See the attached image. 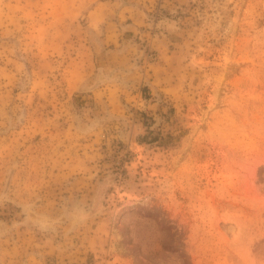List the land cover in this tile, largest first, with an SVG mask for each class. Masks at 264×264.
<instances>
[{"label":"rangeland","instance_id":"1","mask_svg":"<svg viewBox=\"0 0 264 264\" xmlns=\"http://www.w3.org/2000/svg\"><path fill=\"white\" fill-rule=\"evenodd\" d=\"M0 264H264V0H0Z\"/></svg>","mask_w":264,"mask_h":264}]
</instances>
